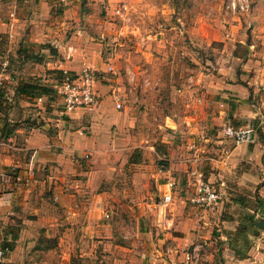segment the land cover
<instances>
[{
  "label": "crops",
  "instance_id": "0c3cea01",
  "mask_svg": "<svg viewBox=\"0 0 264 264\" xmlns=\"http://www.w3.org/2000/svg\"><path fill=\"white\" fill-rule=\"evenodd\" d=\"M138 4L136 8L141 9L139 14L142 19L150 16L146 14L151 9L154 13V8H160L155 4L150 10L144 11L145 6L150 8L149 3ZM109 6L106 0H0V31L6 30L7 38L18 45L12 54L18 56L19 60L13 59L9 67L23 60L33 61L32 57L37 55L39 66L46 64L48 70L67 69L79 72L87 65L99 71L102 68L101 46L106 37L109 40L112 36L111 29L118 26L110 21L109 16H99L92 8H96L101 15L105 10L110 12ZM169 12L170 10L166 15L169 16ZM4 16L6 17L3 18ZM126 17L129 19V16ZM2 19L7 20L5 22ZM144 26L141 25L142 30ZM119 28L117 35L125 32V24ZM141 37L151 38L146 39L144 43L145 49L142 51L144 54L150 49L149 43L160 40L153 34L145 33ZM43 44H49L53 50L47 46L40 47L41 52L33 50L34 47L38 48ZM246 55L242 57V59L247 57L245 61H252L251 56H255L250 49H247ZM245 61L241 63L242 66H245ZM50 74L53 75L52 72ZM242 80L245 81L243 78ZM110 84L111 82L97 81L99 101L93 107L76 108L69 113H61L58 108L57 110L54 108L51 113L40 115L44 123L25 124L20 128L17 126L8 134V142L3 145H6L12 154L0 156V248L6 249L5 257H0V264H70L71 257L83 258L86 255L84 251L86 248L90 250L87 252L90 255L95 254V248L99 244L109 249L112 245L121 247L120 243L112 240V228L109 224L115 201L118 200V206L126 209L129 216H136L137 220L144 212L146 202L139 203L141 209L134 214L132 213L135 210L134 205L124 201L132 196L136 189L129 186L125 177L122 178L127 169L128 159H120L124 149L112 128L115 126L124 131L128 115L116 108V100L113 96V101L109 94ZM249 87L250 84L245 86L238 80L208 83L206 79L194 81L192 77L190 78L186 91H183L189 94L186 100V106H189L188 118L214 122L220 125L221 129H218L217 133L204 134L211 139L215 135L212 140L209 138L206 140L203 131L194 127L193 135L188 138L189 144L182 149L189 151L187 160L184 161L190 163V170L188 171L186 167V174H183L186 175L187 181L192 182L190 184L193 188L189 195L194 190L196 179L190 171L196 169L202 172L203 179L207 178L216 183L226 199L239 201L248 193L246 196L253 198L258 204L264 203V195L260 197V193L256 194L255 187L253 188L258 183H263L264 186V139L259 138L257 133V128H260L264 135V119L259 115L260 105L254 106L250 100ZM208 94L210 98L214 96L215 99H220L210 100L206 98ZM47 99V96H43L41 101L36 100L35 103L41 104ZM34 118L31 117V120ZM10 121L16 122L20 119L10 118ZM225 125L256 127L253 128V140L249 143H233L224 134ZM197 136L211 143L195 145L193 141ZM141 148L139 153L148 154L153 146L142 145ZM154 153L157 154L156 151H153ZM142 162L144 160L134 164L141 166ZM241 163H245L247 167L242 173L235 169V166ZM175 165L174 168L182 166L178 163ZM145 171L141 170L143 176L150 174ZM141 173L133 172L135 175ZM118 174L120 176L117 180L115 175ZM150 175L144 178L146 181L144 186L147 187L148 194L153 193L156 199H159L156 202L159 214L161 195L167 191L165 183L167 179L173 178L170 169H159ZM177 175L175 178L179 184L182 176L181 173ZM152 185L153 190L149 191L148 187ZM137 186L136 183L135 187ZM129 187L132 191L128 190ZM189 195L186 194V198L182 195L177 196L173 190V202L169 204L171 205L169 213L171 212L172 217L165 219L167 224L173 222V217L176 218L178 214L182 215L185 212V200H188ZM141 196L144 198L145 192H142ZM147 206L151 207V204ZM29 209L39 216L46 217L45 223L34 224L26 219L22 221V213L28 212ZM201 217H206L205 211ZM254 224L256 225V222ZM13 232H18V238L15 240L11 238ZM137 233H142V230L138 229ZM225 235L219 236L216 241L210 240L209 243L204 241L205 249L211 246L215 248L219 244V247H223L221 250L223 264H230V261L235 260V254H242V251L236 247L233 238ZM165 236L158 237L156 242L149 245L169 243L170 240L171 245L183 248L185 244L196 240V235L190 233L177 236L169 232ZM142 240L145 239H141L140 242ZM3 242H12V248L3 246ZM143 243L146 245L142 250L145 255L148 244ZM219 247L215 250L218 251ZM31 249L32 261L27 260L26 263L28 257L24 253H30ZM128 250L132 251L133 248ZM168 250L171 253L178 251L173 246ZM209 253L210 251L204 253V258L210 260L212 264L213 254ZM177 256L181 264L183 253ZM172 260L174 263L177 262L174 261L175 258ZM202 264H206V261Z\"/></svg>",
  "mask_w": 264,
  "mask_h": 264
},
{
  "label": "rangeland",
  "instance_id": "374dc122",
  "mask_svg": "<svg viewBox=\"0 0 264 264\" xmlns=\"http://www.w3.org/2000/svg\"><path fill=\"white\" fill-rule=\"evenodd\" d=\"M248 1V9L241 11L229 9L228 0H106L110 4V12L105 10L101 15L96 8H92V11L97 12L99 16H109L110 21L118 27H113L110 39L106 37L104 44L102 42L100 53L102 68L95 71L91 66L85 65L83 69L89 67L97 73L95 88L97 81L111 82L109 90L111 99L113 100V96L114 98L118 96L122 102L123 107L119 111L127 113L128 122L124 131L113 126L112 132H115L120 146L124 149L120 159H128L127 169L125 174H122V178L125 177L129 186L136 189V192L124 201L134 205V212L131 210L134 214L141 209L139 203L146 202V205L144 212L137 220L136 216H129L126 209L118 206L119 202L116 200L109 224L112 228V240L120 243L121 247L112 245L109 249L99 244L95 248V254L90 255L87 254L90 250L86 248L84 250L86 255L83 258L76 257L75 264H179L177 255L186 250L192 251L195 245L198 246L197 264H202L203 261L210 264V260L204 258L207 251H210L209 255L213 254L212 264H223L221 252L223 247H219L218 244L215 248L211 246L205 249L204 241L207 243L210 240L216 241L224 234L228 238H233L236 247L242 251V254H235V260L230 261V264H264V223L257 226L251 222V218L255 222H264V203L258 204L256 200L246 196L247 191H245L247 194L243 195V199L239 201L222 196L213 211H205V218L201 217L203 211L194 206L188 198L185 200V212L182 215L178 214L176 218L173 217V222L168 225L165 219L172 217L171 212L169 213L171 205L167 206L165 219L158 217L156 202L159 199L157 200L153 193L148 194L147 187L144 186L146 182L144 178L148 177L147 175L159 169H170L173 180H167L173 182L175 195L186 198V194L189 195L193 186L190 184L191 181H187L186 175H183L186 174V167L188 171L190 170V163L184 161L187 160L188 149L185 151L182 149L189 144L188 138L193 135L194 127L203 131V135L207 132L217 133L218 129H221V126L214 122L188 118L189 106H186V100L189 94L183 91H186L185 88L191 77L194 81L206 79L208 83L238 80L242 85L250 84V100L253 101L254 106L260 105L259 115L264 119V0ZM139 2L149 3L150 8L145 6L144 11L150 10L155 4L160 8H154V13L151 9L146 14L150 16L142 19L139 14L141 9L136 8ZM88 9L91 10L90 7ZM168 10H170L169 16L166 15ZM126 16H129V19H126ZM2 20L6 22L7 19ZM123 23L125 32L117 35ZM141 25H145L143 30ZM145 33L157 35L160 38L159 42L153 40L154 42L149 43L151 45L147 54L142 51L145 49L146 39L151 38H142L141 36ZM7 37L6 30L0 31V71L4 67L3 63H6L5 70L0 72L3 92L0 130L2 129L3 132H6L5 127L2 128L5 120L8 124L7 129L13 124L18 128L25 124H40L44 123L40 117L41 114L51 113L54 108L60 110L62 106L61 101L54 96L37 104L34 100H27L14 93L17 83L21 80L37 77L40 81L43 80L41 81L43 83H52L54 77L58 75V70H48L46 64L39 66L37 63L39 57H32L33 61L16 62L9 67L13 59L19 60V58L13 56L14 49L18 45ZM247 49L255 55L251 56L252 61H245L247 57L242 59L243 55L247 56ZM33 50L41 52L40 46L34 47ZM244 61L246 64L242 66L241 63ZM109 66H113V69L109 70ZM206 98L214 101L220 99H215L214 96L210 98V94ZM31 117L35 118L31 120ZM10 118L13 120L17 118L20 121L11 122ZM207 138L209 137H205L206 140ZM205 139L203 141V137L197 136L193 143L195 145L211 143L205 142ZM212 139L209 138V140ZM7 142V137L0 133V156L12 154L6 148L7 146L3 145ZM142 145L153 146V148L148 154L139 153ZM153 151L157 154H153ZM139 160H144L143 165L134 164L139 163ZM175 163L182 166L174 168ZM209 168V170L212 169L211 165ZM246 168L245 163L235 166L240 173ZM141 170L150 174L143 176ZM137 171L141 173L140 176L133 174ZM177 173H181L182 176L179 184L175 178L178 176ZM119 176V174L115 175L117 180ZM183 177L184 181H182ZM136 183L137 187H135ZM153 186L148 187V190L152 191ZM254 187L256 194L260 193V197L264 195L263 183H258ZM129 188L128 190L132 191L131 187ZM142 192H145L144 198L141 196ZM147 204H151V207ZM25 219L34 224H44L46 217L39 216L29 209L28 212L22 213L21 220ZM221 220H231V222L226 223ZM163 222L166 228L162 225ZM138 229L142 230V233H137ZM169 232L177 236L194 234L196 240L185 244L183 248L175 244L171 245L170 240L169 243L149 245L156 242L158 237H166L165 235ZM141 239L145 240L140 242ZM143 242L148 244L146 256L142 253L146 246ZM170 246L176 247L177 253H171L168 250ZM217 247H219L218 251L215 250ZM130 248L133 250L129 251ZM24 254L28 257L25 260L26 263H28L27 260L32 261L30 259V255L33 254L32 249L30 253ZM3 256L5 257V254ZM173 258L177 261L176 263L173 262Z\"/></svg>",
  "mask_w": 264,
  "mask_h": 264
},
{
  "label": "built area",
  "instance_id": "2783aa9c",
  "mask_svg": "<svg viewBox=\"0 0 264 264\" xmlns=\"http://www.w3.org/2000/svg\"><path fill=\"white\" fill-rule=\"evenodd\" d=\"M227 7L235 11L246 10L249 7V1L228 0ZM3 66L4 67L0 72L5 70L6 63H3ZM108 69L112 70L113 66H109ZM95 77H97L96 73L89 67L74 73L67 69H63V76L55 85L57 98L61 101L62 105L60 109L61 113H69L76 108L93 107L97 104L99 98L94 84ZM36 100L41 101L42 97H38ZM115 100L116 108H122L123 105L118 96L115 97ZM223 131L226 137L231 139L235 144L249 143L253 140L254 130L250 125L239 127L225 125ZM190 173L195 176L196 179L194 181V190L189 197V201L202 211H213L222 197L221 190L213 181L204 180L201 171L192 169ZM165 184L167 191H164L161 195L158 214V217L163 218L166 215L167 206L171 203L173 198V182L171 180H167ZM168 225H170V222ZM197 249L198 246L195 245L192 251H184L181 264H197ZM5 250L6 249L0 248V257H4L3 255L5 254Z\"/></svg>",
  "mask_w": 264,
  "mask_h": 264
},
{
  "label": "trees",
  "instance_id": "16d2710c",
  "mask_svg": "<svg viewBox=\"0 0 264 264\" xmlns=\"http://www.w3.org/2000/svg\"><path fill=\"white\" fill-rule=\"evenodd\" d=\"M47 46L50 50H53V47H51L49 44H43L40 47H44ZM37 55H35L34 57H36ZM70 71V70H69ZM58 75H56L53 79V82L50 84H46L43 83L41 81H39L38 78H31V79H27V80H21L17 83L15 89H14V93L18 94L24 98H26L27 100H31V101H36V99L38 97H43V96H47V98L49 97H53L57 98V94H56V90H55V85L61 80L62 76H63V69H60L57 71ZM72 72V71H70ZM74 73V72H72ZM96 73V72H95ZM97 76V73H96ZM38 79V80H37ZM3 98V92H2V87L0 85V109L2 108L1 105V100ZM9 122V121H8ZM3 129L5 127L6 132L2 131V135H4V137H7L9 133H11L13 131L14 125L11 126V128L7 129L6 126L7 124V120H5L3 122ZM257 133L259 138L264 139V135L263 132L261 131L260 128H257ZM251 222H255L252 220L251 218ZM11 238L12 240H15L16 238H18V232H13L11 233ZM9 246L10 248H12V242H3V246ZM76 257H71L70 260V264H75L76 263Z\"/></svg>",
  "mask_w": 264,
  "mask_h": 264
},
{
  "label": "water",
  "instance_id": "95a60500",
  "mask_svg": "<svg viewBox=\"0 0 264 264\" xmlns=\"http://www.w3.org/2000/svg\"><path fill=\"white\" fill-rule=\"evenodd\" d=\"M264 222H256L257 226L263 225Z\"/></svg>",
  "mask_w": 264,
  "mask_h": 264
}]
</instances>
